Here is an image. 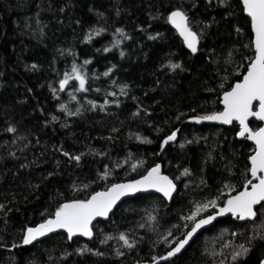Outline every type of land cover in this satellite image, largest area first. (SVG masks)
I'll use <instances>...</instances> for the list:
<instances>
[{
  "label": "trees",
  "instance_id": "obj_1",
  "mask_svg": "<svg viewBox=\"0 0 264 264\" xmlns=\"http://www.w3.org/2000/svg\"><path fill=\"white\" fill-rule=\"evenodd\" d=\"M176 8L202 36L196 53L168 22ZM241 8L239 0H0V264L151 260L185 234L192 221L183 218L197 204L221 205L243 187L253 146L238 139L239 127L184 123L220 110L222 93L246 71L252 33ZM157 163L177 186L171 202L138 194L94 223L90 241L59 232L22 244L23 230L63 202L87 199ZM257 232H264L261 205L253 221L218 220L164 264H260L264 240L249 243ZM122 233L135 242L131 248ZM240 245L249 252L234 261Z\"/></svg>",
  "mask_w": 264,
  "mask_h": 264
},
{
  "label": "snow or ice",
  "instance_id": "obj_2",
  "mask_svg": "<svg viewBox=\"0 0 264 264\" xmlns=\"http://www.w3.org/2000/svg\"><path fill=\"white\" fill-rule=\"evenodd\" d=\"M210 2L211 0H209V3ZM219 3L224 4L226 0H219ZM241 4V11L246 13L247 17L250 18V27L253 33L250 44L244 45V47L254 48V54L246 58L248 63L246 65V71L242 74L243 78L237 80L234 85H230V90L223 92L221 101L223 110L213 111L201 116H193L191 119L197 122L202 120L221 121L224 124H232L233 121H238L239 132L237 135L254 141V150L252 154L248 156L250 167L247 168L245 172L243 190L236 191L234 195L229 194L223 206L219 207L215 215H208L203 219H196V217L205 209L218 206L217 200L213 199L203 204H197L195 211H193L191 215L183 218L186 221H192L190 231H187L183 238L175 243L165 257H154L153 264H155L156 260H167L180 253L193 235L197 233L198 229L203 225L209 224L216 216L231 213L240 220L246 218L250 219L256 216V212L254 211L255 205L264 207V126L258 127L255 130L249 127L250 117H255L259 121L264 122V0H241ZM167 19L174 25L180 36L183 37L187 47L191 49L193 53H196L198 51L197 45L202 36L196 31H193L190 26L188 15L180 8H176L169 13ZM117 31L121 32L122 30L117 29ZM236 31L240 32L241 29L237 28ZM104 50L107 51L108 49ZM121 55H123V53H121ZM231 56L232 53L229 52V58H231ZM87 63H89V61L86 60L85 64ZM170 67L176 69L179 68L180 65L170 64ZM109 71H111V69H109ZM73 72L76 73V79L79 80L80 88L84 89L85 77L78 72L75 65L73 66ZM105 75H107V73H105ZM68 79V75L65 74V78L59 82L61 89L68 83ZM123 87L127 86L125 85ZM221 87H223V85H221ZM60 107L63 108L64 105ZM254 108L255 110H253ZM69 115H74V113H69ZM53 119L55 120L56 117H53ZM8 131H15V129L9 128ZM176 135L177 133L175 131L172 132L165 138L164 143L166 144L168 141L174 140ZM64 155L68 156L69 154L65 152ZM72 158L76 161L81 159L79 155ZM135 168L136 165H133V170H135ZM187 171L188 170L185 169V173H187ZM249 173L252 179L247 178ZM108 175L109 173L105 171L102 174V178H107ZM227 187L229 193H232L234 186ZM146 189H156L158 192L163 193L165 197H171L175 189V184L168 176L162 174L161 165L155 164L153 167L148 168L145 174L139 176L138 179L113 183L102 191L93 192L87 199H73L60 204L55 209L54 215H50L47 219H43L35 226H30L23 230L22 244L28 245L36 240L37 237L44 236L54 229H66L69 239H72L76 233H81L84 236L90 237L92 236L90 225L95 217L107 216L122 196ZM3 207V205H0V208ZM185 227H188V225H185ZM169 235H171V233H169ZM257 237L264 240V232H257L249 239V243ZM120 239L123 240L125 245L129 248L135 243L134 241L129 243V238L123 233L120 234ZM15 246L16 245H13V247ZM84 250L85 249H78L77 251L83 252ZM88 251L91 250L88 249ZM248 252L249 248L240 245L239 251L233 253L232 259L235 261L238 257L247 255ZM120 255H122V253H120ZM260 264H264V259L260 261Z\"/></svg>",
  "mask_w": 264,
  "mask_h": 264
},
{
  "label": "water",
  "instance_id": "obj_3",
  "mask_svg": "<svg viewBox=\"0 0 264 264\" xmlns=\"http://www.w3.org/2000/svg\"><path fill=\"white\" fill-rule=\"evenodd\" d=\"M240 1V3H241V0H239ZM241 6H242V4H241ZM244 13V12H243ZM244 15L247 17V14L246 13H244ZM248 19H249V22H250V18L249 17H247ZM169 22V21H168ZM169 24H170V26L172 27V29L177 33V35L181 38V40H182V42H183V44H184V46H185V48L189 51V52H191V53H193L192 51H191V49H189L188 47H187V45L184 43V39H183V37L182 36H180V34H179V32L176 30V28L174 27V25H172L170 22H169ZM250 29H251V27H250ZM252 33V32H251ZM252 38H253V33H252ZM200 42V41H199ZM197 47L199 48V43H198V45H197ZM253 54H254V48H253ZM243 78V76H241V78L240 79H242ZM236 83V81L232 84V85H234ZM228 90H230V88L228 89ZM227 91V90H226ZM222 98H223V93H222V95H221V98H220V106H221V109L220 110H218V111H222L223 110V104L221 103V101H222ZM253 110H255V108L253 109ZM194 116H201V115H194ZM191 117H193V116H190V117H188V118H186L185 120H184V123H186V124H191V125H202V124H206V125H216V126H224V127H229V126H231V125H233V124H236L238 127H239V122L238 121H233V123L232 124H224L223 122H221V121H205V120H202V121H199V122H197V121H195V120H193V119H191ZM251 120H254V121H256V122H258L259 123V127H262V126H264V122H262V121H259L257 118H255V117H250L249 118V123H250V121ZM249 127L250 128H252L251 126H250V124H249ZM253 129V128H252ZM255 130V129H254ZM239 132V131H238ZM237 137H238V139H246V137H241V136H238L237 135ZM175 140V139H174ZM174 140H172V141H174ZM252 146H253V150H254V147H255V144H254V141H251V140H248V139H246ZM252 154V153H251ZM248 163H249V167H250V161L248 160ZM157 164H160V163H157ZM154 166V165H153ZM152 166V167H153ZM151 168V167H150ZM161 172H162V168H161ZM145 174V173H144ZM162 174L163 175H166V176H168L167 174H165V173H163L162 172ZM169 177V176H168ZM139 177H136V178H133V179H138ZM169 179H171L170 177H169ZM248 179H252V177L250 176V173H249V178ZM130 180V179H129ZM172 180V179H171ZM127 180H124V181H121V182H126ZM173 181V180H172ZM121 182H116V183H121ZM173 183L175 184V182L173 181ZM176 189H177V186H176V184H175V189L173 190V193H172V195H171V197H165L164 195H163V193H160V192H158L156 189H146V190H140V191H137V192H135V193H129V194H127V195H125V196H122L121 198H120V200H118L117 202H116V204L113 206V208L110 210V212H109V214L107 215V216H98V217H95L94 219H93V221H92V223H91V225H90V227H91V230H92V226H93V224L94 223H96V222H98V221H105V220H107L108 218H109V216L112 214V212L115 210V208L123 201V200H126V199H129V198H132V197H134V196H136V195H138V194H149V193H153V194H156V195H158V196H160V197H162L163 198V200H165V202H167V203H169V202H171V200H172V198H173V196H174V194H175V192H176ZM240 190H243V187L240 189ZM99 191H102V190H99ZM239 191V190H238ZM97 192V191H96ZM233 195L235 194V192L234 193H232ZM91 196V195H90ZM89 196V197H90ZM88 197V198H89ZM226 199H227V197H226ZM225 199V200H226ZM224 200V201H225ZM70 201V200H69ZM65 202H67V201H65ZM65 202H63V203H65ZM224 203V202H223ZM223 203L221 204V205H218V206H214L213 207V211L210 213V214H207V215H204V216H202V217H199L198 219H203V218H206V216H208V215H215V212H217L218 210H219V207H222L223 206ZM259 205H255L254 206V211L256 212V207H258ZM225 217H231L232 219H234V220H238L239 222H245V221H253L254 219H255V217H253V218H246V219H244V220H240V219H237L236 217H234L231 213H225V214H223V215H219V216H216V218L213 220V221H211L209 224H207V225H203L200 229H198V231H197V233H195L194 235H193V237L189 240V242H188V244L187 245H185V247H184V249H182L181 250V252L180 253H178V254H176L175 256H173V257H170V258H168L167 260H156L155 261V264H164V263H166V262H168V261H170V260H172L173 258H175V257H177V256H179L188 246H189V244L195 239V237L200 233V232H202L203 230H205V229H207V228H210L212 225H214L215 224V222H217L218 220H220V219H223V218H225ZM190 228H191V226L189 227V229L187 230V231H190ZM187 231L185 232V234L187 233ZM59 232H62V233H64L66 236H67V238H68V234H67V230L66 229H54L52 232H48V233H46L44 236H40V237H37V239L36 240H34V241H32L30 244H28V245H33V244H35V243H37V242H40V241H42V240H44L45 238H48L49 236H51L52 234H56V233H59ZM184 234V235H185ZM183 235V236H184ZM93 236H94V234H93V230H92V236H84L83 234H81V233H76L73 237H72V239L73 238H81V239H83V240H85V241H90L92 238H93ZM183 236L181 237V238H183ZM180 238V239H181ZM69 239V238H68ZM69 240H71V239H69ZM175 245V244H174ZM173 245V246H174ZM172 246V247H173ZM171 247V248H172ZM171 248L169 249V250H167L165 253H163L162 255H160V256H157V257H165L166 255H167V252L168 251H170L171 250ZM264 259V258H263ZM134 264H153V259H151V260H144V261H139V262H135Z\"/></svg>",
  "mask_w": 264,
  "mask_h": 264
},
{
  "label": "rangeland",
  "instance_id": "obj_4",
  "mask_svg": "<svg viewBox=\"0 0 264 264\" xmlns=\"http://www.w3.org/2000/svg\"><path fill=\"white\" fill-rule=\"evenodd\" d=\"M212 211H213V210H212ZM212 211H211V212H212ZM211 212H209L208 214H210ZM206 215H207V214H206ZM201 217H202V216H201ZM197 219H198V218H197Z\"/></svg>",
  "mask_w": 264,
  "mask_h": 264
}]
</instances>
